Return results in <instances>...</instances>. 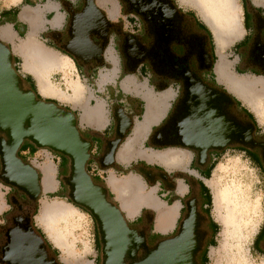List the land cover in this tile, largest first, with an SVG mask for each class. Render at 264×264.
I'll use <instances>...</instances> for the list:
<instances>
[{
  "label": "crops",
  "instance_id": "crops-1",
  "mask_svg": "<svg viewBox=\"0 0 264 264\" xmlns=\"http://www.w3.org/2000/svg\"><path fill=\"white\" fill-rule=\"evenodd\" d=\"M242 1L236 0L241 3V10H243ZM245 1L249 5H258L264 2V0ZM174 2L183 11L187 24L196 23L209 35L207 29L213 37L211 27L193 5L182 4L179 0H174ZM66 3L76 4L75 0H18L16 3L4 7L0 10V39L11 48L13 58L15 57L13 65L25 84L23 86L28 88L29 83H34L38 92L36 77L29 70L30 25L29 18H25V15L29 17V12L32 9L38 7L40 13L38 27L34 31L31 41L38 47L33 40L34 37L43 45L38 48H44L43 50H49L51 53L67 59L66 67L55 68L47 75L49 85L57 90L58 96L39 94L56 100L76 113L80 131L92 143L91 159L86 165V169L89 174L99 177L105 183L113 195V199L119 203L128 223L135 224L140 221L138 225L145 227L147 234L153 240L172 235L182 216V200L186 186L179 180L175 189L157 182L150 184L143 179L140 170H144L143 166L145 165H158L166 173L176 170L186 171L194 159L193 151L186 145L193 144L189 142V138L183 137L182 143L176 145L155 141L158 136H161L160 130L165 122L169 120L177 122L184 114V108L180 106L184 97L181 84L168 80L148 63L134 64L126 60L122 54V46L120 43L117 44L121 35L119 36L116 31L127 33L129 30L127 17L124 12L120 11L115 0H97V5L107 13L108 20L117 28L111 32L112 37L100 54L95 50V46H90L88 51L81 52L77 58L59 50L49 40V36L50 32L63 31L68 25V5ZM42 6H47V10H43ZM129 18L130 23L137 20L135 17L130 16ZM241 28L244 34L243 12ZM212 45L214 48V37ZM23 50L26 66H24L22 56ZM213 73L216 76L215 68ZM71 84L79 86L80 92L76 97H73ZM116 104L123 107L133 125L115 152L114 165L101 167L99 160L104 154L107 141L114 134L112 109ZM38 151L39 148L29 144L23 146L18 151V155L24 161L29 162L32 158L37 159ZM217 156L219 154L211 155L212 163ZM67 164L68 160L58 155L52 156L51 159L48 157L41 165L44 191H52L60 187L61 182H57L55 178L58 174H65L64 167ZM131 165L133 166L132 170L125 172ZM46 170L52 173L50 185H44ZM211 170L212 167L208 169V174L205 177H199L195 170H190V172L208 187L206 182L211 176ZM130 177H133L142 186V192L139 195L143 196L144 201L122 205L108 180L114 178L120 182ZM12 195L11 187L4 185L0 180V246L5 241L4 227L12 225L11 222L8 223V218L13 211ZM52 203L58 202L46 203L45 200L42 201L39 211L45 204ZM15 213L24 216L29 213V208L24 206L21 211L16 210ZM36 220L38 224L34 222L35 227L41 230L52 249H55V255L61 264H100V247L96 226L92 234L85 236L84 231L79 234L71 250H66L67 243L62 244L55 241L51 232L38 218V214ZM160 220L163 221V226H159L158 221Z\"/></svg>",
  "mask_w": 264,
  "mask_h": 264
},
{
  "label": "water",
  "instance_id": "water-1",
  "mask_svg": "<svg viewBox=\"0 0 264 264\" xmlns=\"http://www.w3.org/2000/svg\"><path fill=\"white\" fill-rule=\"evenodd\" d=\"M109 24L107 13L97 5V0H84L80 11L69 21L67 32L71 48L66 47L64 51L77 57L72 48L90 45L100 54L108 42ZM91 35L102 40L100 46L93 44ZM225 89L227 92L205 88L203 95L197 89L194 92L197 104L187 112L184 129L179 133L189 138V142L197 140L186 145L188 149H199L201 155H206L208 149L222 150L225 144H214L215 139L222 134L228 137L235 133L240 146L259 149L264 168V141L253 139L255 123L229 125L216 103L206 98L209 91H213L229 99V90ZM42 97L38 98L30 86H22V78L13 65L11 48L0 39V180L25 195L33 209L24 216L15 211L11 213L8 223L12 225L4 227L5 243L0 248V262L61 264L34 225L33 212L42 190V178L37 168L18 156L22 144L29 142L36 148L49 149L68 158V170L63 177L67 198L93 218L100 243V264H199L197 254L201 244L194 236L197 226L195 200L187 202L186 213L173 235L149 245L143 231L129 226L119 203L109 197L107 186L95 182L88 173L86 165L91 157L92 143L81 134L76 113ZM114 117L115 136L107 143L104 166L114 163L115 152L133 125L122 109ZM12 202L16 204L17 200ZM22 208L19 203L17 210ZM48 253L53 255L49 257Z\"/></svg>",
  "mask_w": 264,
  "mask_h": 264
},
{
  "label": "flooded vegetation",
  "instance_id": "flooded-vegetation-1",
  "mask_svg": "<svg viewBox=\"0 0 264 264\" xmlns=\"http://www.w3.org/2000/svg\"><path fill=\"white\" fill-rule=\"evenodd\" d=\"M115 1L119 6L120 11L124 12L126 15L127 20L130 16L135 17L138 23L135 29H129L127 30V33L116 31L119 36L121 35V38L117 40V44L120 43V46H122V54L126 60L134 64L148 63L153 69L165 76L168 80L181 84L184 97L183 100H181L180 106L184 108V114L177 122H171L170 120L165 122L160 130L161 136H158L155 141L163 144L173 145L182 143L183 135L179 132L184 129L183 126L187 112H190V110L197 104L198 98L195 96L194 92L198 89L203 95L205 94V88H208V90L213 89L218 92H227L225 89L226 86L222 83H219V81H216V76H214L213 73V66L216 59L211 39L203 29L197 26L196 23L187 24L185 22V15L183 14V11L176 5L174 0ZM75 2L76 4L66 3L68 5V24L72 16L76 12L80 11L84 0H75ZM242 9L244 34L237 42L232 45L233 52L231 56H233L235 60L234 63L231 64L230 70L237 75L248 74L252 77L264 78V4L249 5L245 0H243ZM108 26L109 30L107 43H109L112 37L111 32L113 30H117L113 23L109 24ZM67 30L68 25H66L63 31L50 32L49 40L53 42L54 46H57L61 51H64V48L66 47L71 48L68 45L69 38ZM90 39L92 40L93 44H96L97 46H100L102 43V40L95 35H91ZM89 48L90 45L80 47L77 46L72 49H74L73 51L78 57L81 52L86 50L88 51ZM95 50L97 51V48H95ZM196 83H199L200 85L198 86ZM23 85L25 84L22 82V86ZM188 89L189 93L187 94ZM228 93L230 98L225 99L213 91H209V94L206 95V98L211 99L213 104L216 103V106L219 107L226 122L229 123V125L233 124V126H235L236 123L247 125L249 122H254L256 128L252 132L253 139L258 142L264 141V134L261 136L258 135V126L255 119L249 117L242 110L241 103L237 102L238 99L233 93L230 91ZM237 107L240 109L238 110ZM119 109L123 110V107L119 104H116L112 109L114 134L111 139H113L115 136L116 120L114 114L117 113ZM123 113L125 114L124 110ZM184 138L187 139L186 136ZM111 139H109L107 143ZM195 141L197 142V140L192 141L193 144ZM222 142L225 144V147L222 150L208 149L206 155H201L199 149L190 148V150L194 153V159L189 164V169L186 171L176 170L171 173H166L164 169L158 165H145L143 166L144 170H140V174L143 176V179L150 184L157 182L163 186L167 185L172 189L177 187L178 180L185 184L186 192L183 195V212L180 221L186 213L187 202L190 199H194L197 211V226L194 236L201 244V249L197 254L199 264H201L199 257L211 239V221L213 219L211 218L210 213L207 212L208 204L206 203V199L208 192L201 186L203 184L202 181L196 178L195 175L190 172V170H195L199 177H205V175L208 174V169L213 165L211 161L212 154H221L228 149L240 151L239 148H243L236 142L235 133L229 135L228 137H226L225 134H222V136L215 139L214 144L219 145ZM245 150L258 157V163L261 165L264 171L259 149L245 148ZM60 156L68 160L67 157L63 155ZM103 156L99 160V165L101 167H110L114 165L113 163L112 165L104 166L106 161L104 160ZM68 164L66 167H64L66 170L64 175H66L68 170ZM132 167V165L128 167L125 172L132 170ZM91 177L97 183H104L97 176L91 175ZM64 187L67 189L65 185ZM11 189L13 194L12 200H17L16 204L14 202L12 203L13 211L17 210V205H19V203L22 205V207L25 206L29 208L31 202L25 197V195L13 187H11ZM27 214L29 215V213ZM139 222L135 224L129 223V225L138 231H143L147 241H154L150 235L147 234L146 228L138 225ZM261 229L264 231V225ZM4 243L5 241L2 243V245ZM259 247L264 252V237L259 240ZM52 255L53 254L48 253L49 257ZM0 264L2 263L0 262Z\"/></svg>",
  "mask_w": 264,
  "mask_h": 264
},
{
  "label": "rangeland",
  "instance_id": "rangeland-1",
  "mask_svg": "<svg viewBox=\"0 0 264 264\" xmlns=\"http://www.w3.org/2000/svg\"><path fill=\"white\" fill-rule=\"evenodd\" d=\"M17 1L18 0H16V2ZM234 2L236 4L237 13L239 16L238 26L235 27L236 29L233 30L232 32H231V27L230 28H228L229 26L226 27L225 32L227 33H224L222 36H220L221 41L219 42V45L216 42V39L213 34L215 41L214 48L216 53L215 74L218 81L224 84L231 93H233L236 97H238V101L241 103V106L246 108L249 112L252 113L258 126V135L261 136L264 134V114L258 115L254 110V108L251 107V104H248L249 102L247 101V99L250 98V94L252 95L251 93L252 89L250 88V90L248 89L245 91L242 89L240 85H237L236 82L239 80L245 81L246 83L254 82L253 87L255 89H258V91H260L262 88V84L264 86V78L252 77L248 74L237 75L231 72L230 70V66L231 64L234 63L235 60L234 57L231 56L233 52L232 45L235 42H237L239 38L242 37L243 34V30L241 28V20H242L241 3L236 2V0H234ZM12 3H13L12 0H0V10L6 6H9ZM262 3L264 4V2ZM41 8L43 10H47V6H42ZM38 12L39 9L38 7H36L29 12V17L25 15V18H29V25H30L29 33L32 30V24H31L32 22L30 16ZM201 17L202 18L205 17L203 19L211 27L210 22L212 21L211 20L212 18L208 15H204L203 13H201ZM8 28L10 29V27ZM213 37L211 36V41H213ZM33 40L38 47L43 46L41 42L40 41L38 42L36 39H34V37ZM54 55L57 56L59 59L66 61L64 57L58 54H54ZM46 79L48 80L47 76ZM76 86L79 95L80 92L79 86L77 84ZM262 90L264 91V87L262 88ZM42 98H47V97H42ZM237 109L239 110L240 108L237 107ZM38 154L39 155L37 159L34 160L32 158L30 159L29 163L40 171V175L42 178L41 165L47 160L48 157L51 159L52 156H58V154L45 148L39 149ZM63 177H64L63 174H58L57 177L55 178L57 182H61L60 187H58L57 189H54L52 191H44L42 188L35 207L36 214H34V218H33L36 224H38L36 220V216L39 212V208L42 201L45 200L46 203L58 202V201L69 203L67 202V189L64 188V186L62 185ZM110 179L115 180L114 178H110ZM126 180L124 179L119 183L122 184V182ZM115 182L117 181L115 180ZM206 184L211 194L210 215L218 227L217 232L214 236V246L208 247L207 264H264V254L259 253L253 248V242L258 232L261 230L262 226L264 225V171L261 165L259 163L252 161L248 157V155L243 151L231 150V149L225 150L223 153L219 154V156H217L216 160L214 161L211 170V176L209 180L206 182ZM216 190L217 191L226 190L228 192V202H229V203L223 202L224 204L222 203L220 210L217 211L213 206V196ZM53 193L55 194L59 193L64 198L57 196H50V194ZM47 205H51V204H47ZM71 205L74 206L73 204ZM75 208L77 209L74 217L76 221L74 227L72 228L70 234H68L67 237L71 241H73V244L76 242L79 234L83 233V231L85 236L92 234L96 226L94 220L92 219L89 213L87 212L83 213L84 212L83 210L79 209L78 207ZM32 211L33 209L31 204L29 206V214L32 213ZM228 212H231V214H233L234 221L232 220L231 221L234 224L228 223L227 225H223L222 218L226 217ZM129 226L131 227V225ZM157 240L158 239L154 241H148L147 243L149 245H152Z\"/></svg>",
  "mask_w": 264,
  "mask_h": 264
},
{
  "label": "bare ground",
  "instance_id": "bare-ground-1",
  "mask_svg": "<svg viewBox=\"0 0 264 264\" xmlns=\"http://www.w3.org/2000/svg\"><path fill=\"white\" fill-rule=\"evenodd\" d=\"M12 1L13 3L16 2V0H12ZM179 1L182 4L193 5L198 10L200 15L201 13H203L204 15H208L212 18L210 25L218 45L219 42L221 41L220 36H222L224 33H227L225 32L226 27L228 26H229L228 28L231 27V32H232L233 30L236 29L235 27L238 26L239 16L237 13V7L234 0H179ZM39 14L40 13L38 12L30 16L32 22L31 23L32 30L29 33V46H28L29 70L32 71V73L36 77L37 88L40 94L42 95L52 94L53 96H58L57 90H55L53 87L49 85L46 76L50 71H52L55 68L62 69L66 67L67 61H63L59 59L57 56H55L53 53L49 51L36 47L34 43L31 41L33 32L38 27ZM22 56L24 58V66H26V58H25L24 50L22 52ZM236 84L240 85L242 89L245 91L248 89L250 90V88L252 89L251 92L252 95L250 94V98L248 97L249 99H247V101L249 102L248 104H251V107L254 108V110L258 115H263L264 114V91L262 90V88L264 87L263 84L260 91H258V89H255L253 87L254 82L246 83L245 81L239 80L236 82ZM71 87L73 91V96L74 97L78 96V90L76 84H71ZM51 178H52V173L46 170L44 175V185H48V184L50 185ZM108 182L111 188L113 189V191L117 194V197L121 201L122 205H127L129 203L132 204V203L140 202L142 200L144 201V198H142L143 196L141 197V195H139L142 192V186L133 177L128 178L126 181L122 182V184H120L119 182H115V180L110 178ZM223 202L229 203L228 192L226 190L224 191L216 190L213 196V206L216 209V211L220 210L221 204ZM76 211L77 209L71 204L58 201V203L51 205L45 204L38 212V218L42 221V223H44L47 230L51 232L55 241H59L62 244L67 243L65 246L66 250L68 249L71 250V247L73 245V241H71L67 237L68 234H70L72 228L74 227L76 221L74 218ZM231 220L234 221L233 214H231V212H228L226 217L222 218V224L223 225H227L228 223L234 224L232 223ZM158 224L159 226L164 225L162 220L158 221Z\"/></svg>",
  "mask_w": 264,
  "mask_h": 264
},
{
  "label": "trees",
  "instance_id": "trees-1",
  "mask_svg": "<svg viewBox=\"0 0 264 264\" xmlns=\"http://www.w3.org/2000/svg\"><path fill=\"white\" fill-rule=\"evenodd\" d=\"M206 31H207V33L209 34V37H210V39H211V34L209 33V31H208L207 29H206ZM211 42H212V41H211ZM13 60L15 61V57L13 58ZM29 86H30V87L34 90V92L37 94V97H38V98H41L40 94L37 93V89H36V86L34 85V83H29ZM44 99H45V100H51V101H54V102L58 103V102H57L56 100H54V99H49V98H44ZM237 102L240 103L239 101H237ZM58 104H59V103H58ZM65 108L68 109V107H65ZM242 110H243V111H244L249 117H251L252 119H254L252 113L249 112L246 108L242 107ZM29 144H30L29 142H24V143L22 144L21 148H22L23 146H25V145H29ZM21 148L19 149V151L21 150ZM239 150H240V151H243L244 153H246V154L248 155V157H249L252 161L258 163V161H259V160H258V157L255 156V155H253V153H251V152H247V151L245 150V148H239ZM58 155H59V154H58ZM18 156H19V155H18ZM201 186L203 187L204 190H206V191L208 192V193H207L206 203L208 204L207 212L210 213V207H211V194H210V191H209L208 187H206L204 184H202ZM50 196H57V197H62V198H64V197H63L61 194H59V193H56V194L53 193V194H50ZM109 197H110L111 199H113V195H112L111 193H109ZM67 202L73 204L68 198H67ZM73 205H74L75 207H78L79 209L83 210L84 212H87L85 209H83V208H81V207H79V206H77V205H75V204H73ZM87 213H88V212H87ZM33 214H36V209L34 210ZM211 225H212V235H211V239H210V241L207 243L205 249L203 250V252L201 253V255H200V257H199L201 264H207V262H208V257H207L208 247H209V246H214V236H215V234H216V232H217L218 227H217V224H216L213 220L211 221ZM37 230H38V231L42 234V236L44 237V234L41 232V230H40V229H37ZM97 236H98V233H97ZM263 237H264V231L261 229V230L258 232V234H257V236H256V238H255V240H254V242H253V248H254L256 251H258L259 253H262V254H264V252H263V251L260 249V247H259V240H261ZM98 240H99V239H98ZM46 241H47V240H46ZM47 243H48V241H47ZM48 245H49V247L52 249L51 244L48 243ZM99 247H100V243H99ZM52 251H53L54 254H56L55 249H52Z\"/></svg>",
  "mask_w": 264,
  "mask_h": 264
},
{
  "label": "built area",
  "instance_id": "built-area-1",
  "mask_svg": "<svg viewBox=\"0 0 264 264\" xmlns=\"http://www.w3.org/2000/svg\"><path fill=\"white\" fill-rule=\"evenodd\" d=\"M127 23H128V28L129 29H134V27H136V25H137V22L135 21V22H129L128 20H127Z\"/></svg>",
  "mask_w": 264,
  "mask_h": 264
}]
</instances>
